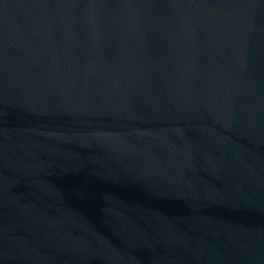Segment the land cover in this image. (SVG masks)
I'll use <instances>...</instances> for the list:
<instances>
[{
    "label": "water",
    "instance_id": "obj_1",
    "mask_svg": "<svg viewBox=\"0 0 264 264\" xmlns=\"http://www.w3.org/2000/svg\"><path fill=\"white\" fill-rule=\"evenodd\" d=\"M0 264H264V0H0Z\"/></svg>",
    "mask_w": 264,
    "mask_h": 264
}]
</instances>
